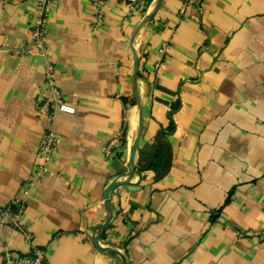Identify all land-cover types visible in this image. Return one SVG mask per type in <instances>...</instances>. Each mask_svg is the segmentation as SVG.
<instances>
[{"label":"crops","instance_id":"obj_1","mask_svg":"<svg viewBox=\"0 0 264 264\" xmlns=\"http://www.w3.org/2000/svg\"><path fill=\"white\" fill-rule=\"evenodd\" d=\"M104 1L95 30L91 1L54 0L48 58L77 113L58 114L55 160L23 218L33 246L46 264H123L94 247L97 236L127 264H264V0H162L134 40L137 0ZM38 3L0 0V211L34 174L49 128L37 113L45 59L9 52L31 42ZM133 48L144 116L133 166L143 169L136 189L112 192L102 233L105 192L126 180L140 132ZM123 130L125 154L107 159ZM249 231L260 236L238 238ZM31 246L0 228V264L5 248Z\"/></svg>","mask_w":264,"mask_h":264},{"label":"built area","instance_id":"obj_2","mask_svg":"<svg viewBox=\"0 0 264 264\" xmlns=\"http://www.w3.org/2000/svg\"><path fill=\"white\" fill-rule=\"evenodd\" d=\"M98 7L95 19L94 29L98 30L104 26L105 14L104 0H89ZM189 1V0H187ZM8 2V0H4ZM155 1L149 3L148 0H137L131 14H138L146 17L152 10ZM54 0H39L37 7V18L31 29V42L26 45H15L9 52L14 56L33 57L42 56L45 59V78L38 88V106L37 113L42 119L49 122V128L46 130L43 143L39 152V164L34 174L29 178L21 189L20 196L7 204L0 211V228L10 227L21 233L29 244H32L28 253L16 255L9 248L3 251L4 264H46V252L36 246H33L35 236L33 232L24 224L23 218L28 208V203L33 196L38 184L43 179L49 166L55 160L58 147V135L56 131V119L58 114L75 115L77 108L66 101L64 94L59 88L56 80V71L54 64L48 58V48L46 45V35L50 22V14L53 9ZM167 44H164L159 50L161 56L167 54ZM159 69L162 64L158 63ZM125 130L119 137L112 140L105 150L107 159H116L125 154L126 148L122 150ZM239 239L252 238L260 236L258 232H242L237 234Z\"/></svg>","mask_w":264,"mask_h":264},{"label":"water","instance_id":"obj_3","mask_svg":"<svg viewBox=\"0 0 264 264\" xmlns=\"http://www.w3.org/2000/svg\"><path fill=\"white\" fill-rule=\"evenodd\" d=\"M161 3H162V0H156L155 1V7L144 18L143 22L141 23V25L139 26V28L135 32V35L133 37V40L138 35V33L142 30V28L153 19V17L156 15L157 11L159 10ZM134 56H135L134 85H135V92H136V96L138 98V105H139V109H140V132H139V134L137 136V139L135 140V143L133 144V149H132L131 156H130V161H129V164H128L129 172L126 175V180H123V181L116 180L115 182H113L107 188V190L105 192V204H106V206L109 207V209L111 211L110 212L111 213V216L107 220V222L105 223V225L102 226V228H101L102 233H105L108 230V228L111 225L112 218H113V211H112V209L110 207L111 206V202H112V199H111L112 192L115 189H117L118 187H120V186H131L132 188L136 189L137 186H134L131 181L133 180L134 175L135 174H141V170H142L139 166H135V167L133 166L134 159H135V156H136L138 147H139V142H140V139H141V135H142V132H143V124H144L143 107H142L141 102L139 100L138 86H137L138 72H139V65H140V63H139V55H138V52L136 51V49H134ZM100 238H101V236H97L94 239V242H93L94 247L99 252L104 253V254H110V255H119L122 258V260H123V264H127L126 257L123 256L122 254H120L119 252H117V251H109L108 249L102 248L100 246V244H99Z\"/></svg>","mask_w":264,"mask_h":264},{"label":"trees","instance_id":"obj_4","mask_svg":"<svg viewBox=\"0 0 264 264\" xmlns=\"http://www.w3.org/2000/svg\"><path fill=\"white\" fill-rule=\"evenodd\" d=\"M155 0H148V2L149 3H152V2H154ZM126 144H127V142H126V131H125V135H124V142H123V146H122V150H124L125 148H126ZM161 156H162V152H161V150L159 149L158 151H157V154H156V161H157V163H155L153 166H152V168H157V166H158V159L159 158H161ZM141 169H143V168H141Z\"/></svg>","mask_w":264,"mask_h":264}]
</instances>
